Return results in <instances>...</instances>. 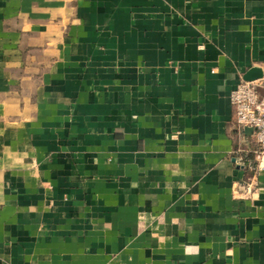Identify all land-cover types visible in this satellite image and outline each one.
<instances>
[{
	"label": "crops",
	"instance_id": "crops-1",
	"mask_svg": "<svg viewBox=\"0 0 264 264\" xmlns=\"http://www.w3.org/2000/svg\"><path fill=\"white\" fill-rule=\"evenodd\" d=\"M250 68L264 0H0V264H264Z\"/></svg>",
	"mask_w": 264,
	"mask_h": 264
},
{
	"label": "built area",
	"instance_id": "built-area-1",
	"mask_svg": "<svg viewBox=\"0 0 264 264\" xmlns=\"http://www.w3.org/2000/svg\"><path fill=\"white\" fill-rule=\"evenodd\" d=\"M233 121L238 136L250 129V145L233 150L234 163L246 171L245 193L253 191L257 176L264 172V76L252 81H240L229 94Z\"/></svg>",
	"mask_w": 264,
	"mask_h": 264
},
{
	"label": "water",
	"instance_id": "water-1",
	"mask_svg": "<svg viewBox=\"0 0 264 264\" xmlns=\"http://www.w3.org/2000/svg\"><path fill=\"white\" fill-rule=\"evenodd\" d=\"M262 77V73L261 71H259V69L257 68H250L244 75L243 80L245 81H252L255 80L257 78ZM246 131L250 132V129L246 128Z\"/></svg>",
	"mask_w": 264,
	"mask_h": 264
}]
</instances>
